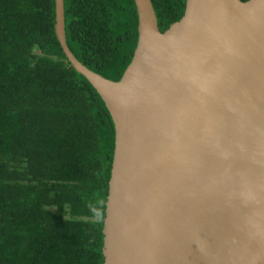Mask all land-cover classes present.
<instances>
[{"label": "water", "instance_id": "obj_1", "mask_svg": "<svg viewBox=\"0 0 264 264\" xmlns=\"http://www.w3.org/2000/svg\"><path fill=\"white\" fill-rule=\"evenodd\" d=\"M138 43L120 80L91 70L116 141L104 264H264V0H187L164 32L134 0Z\"/></svg>", "mask_w": 264, "mask_h": 264}, {"label": "trees", "instance_id": "obj_2", "mask_svg": "<svg viewBox=\"0 0 264 264\" xmlns=\"http://www.w3.org/2000/svg\"><path fill=\"white\" fill-rule=\"evenodd\" d=\"M152 3L164 32L187 0ZM64 9L71 51L120 80L138 43L135 1L64 0ZM55 24V0H0V264L105 261L115 124Z\"/></svg>", "mask_w": 264, "mask_h": 264}]
</instances>
